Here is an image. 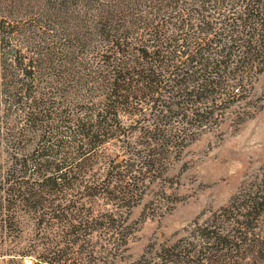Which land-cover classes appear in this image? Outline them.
I'll return each instance as SVG.
<instances>
[{
	"label": "trees",
	"instance_id": "trees-1",
	"mask_svg": "<svg viewBox=\"0 0 264 264\" xmlns=\"http://www.w3.org/2000/svg\"><path fill=\"white\" fill-rule=\"evenodd\" d=\"M117 1L119 7L107 6L100 14V25L92 29L91 39L100 41V46L85 63V79L73 78L66 85V94L73 96V119L65 122V131L76 137L73 157L64 152L63 141L56 144L50 137L61 131L53 124L60 115L52 118L51 126L43 125L40 118L41 114L51 118L60 109L52 96H45L54 88L43 82L41 67L33 61L23 69L20 61L9 64L0 54V145L11 154L10 169L0 167V211H14L13 217L7 214L2 221L3 227L20 226L15 215L21 208L40 217L45 211L63 217L65 212L85 211L84 218H66L86 231L99 225L119 227L130 219L121 203L96 216L69 198L81 185L78 174L92 161L90 153L105 143L100 137L118 133L119 124L110 121L148 113L155 118L139 130L144 140L138 144L145 153L143 165L136 163L141 151L131 146L129 159H134L112 163L105 178L108 187L92 194L127 202L135 190L119 185L138 187L144 170L150 172L158 156L170 154L174 133L189 125L190 113L200 116L229 109L249 93L264 71V0ZM131 8L136 10L133 16ZM4 31L0 24V46L10 37ZM96 101L100 110L94 109ZM38 129L49 133L46 147L43 151L35 147L27 155L25 132ZM263 213L264 179L254 191L235 195L208 223L196 226L199 233L193 230V240L182 237L162 245L155 252L159 260L155 264H241V246L264 254V238L249 239ZM45 221L44 217L38 220V226ZM198 238L203 247L194 241Z\"/></svg>",
	"mask_w": 264,
	"mask_h": 264
},
{
	"label": "rangeland",
	"instance_id": "rangeland-1",
	"mask_svg": "<svg viewBox=\"0 0 264 264\" xmlns=\"http://www.w3.org/2000/svg\"><path fill=\"white\" fill-rule=\"evenodd\" d=\"M107 6L116 9L119 4L117 0H0V24L10 36L2 42L0 54H5L9 64L11 60L16 64L20 61L23 69L29 68L33 61L41 67L43 82L54 88L45 96H52L51 101L60 109L53 111L51 118L46 119L44 114L40 118L43 125H48L60 115L53 124L61 126V131L50 137L56 144L63 141V150L71 157L77 144L73 142L74 133L65 131V122L73 119L70 114L73 96L66 94V85L73 78L85 79V63L93 59L100 46V41L91 39L94 38L91 32L100 25ZM129 12L133 16L136 10L131 8ZM97 102L94 109L100 110ZM66 110L69 112L65 114ZM154 120L148 113L147 117L121 116L110 121L119 124L118 133L100 137L105 143L90 153L92 161L78 174L80 187L70 191V200L77 201L81 209L98 216L105 208L116 209L121 203L125 206L122 212L129 213L130 219L117 228L99 225L86 231L79 223L67 220L84 218L85 211L80 210V215L65 212V217L45 211V216L40 217L21 208L15 215L21 224L11 229L3 227L2 221L7 214L13 217L14 211H0V264H155L159 262L155 252L162 245L190 238L193 230L208 223L235 195L254 191L263 181L264 71L249 93L229 109L200 116L190 113L189 125L174 133L170 154L158 156L150 172L144 170L138 187H129L130 183L125 182L119 185L125 190H135L131 200L111 202L93 196L108 187L105 178L111 164L132 156L128 154L131 146L141 151L136 163H144L145 153L138 145L144 140L139 130ZM39 130L25 132L27 155L35 147L39 146L41 151L46 147L44 141L49 133ZM10 163L11 154L0 145V167L10 169ZM43 217L46 221L40 227L37 221ZM258 223L250 231L251 241L264 238V213ZM194 241L199 247L204 246L200 238ZM241 248V264H264V254ZM144 255L146 261L141 260Z\"/></svg>",
	"mask_w": 264,
	"mask_h": 264
}]
</instances>
